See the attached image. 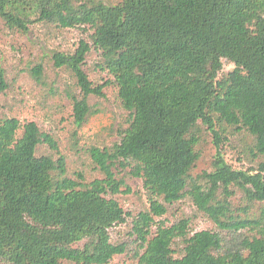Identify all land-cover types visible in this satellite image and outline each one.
I'll list each match as a JSON object with an SVG mask.
<instances>
[{"label":"trees","instance_id":"trees-1","mask_svg":"<svg viewBox=\"0 0 264 264\" xmlns=\"http://www.w3.org/2000/svg\"><path fill=\"white\" fill-rule=\"evenodd\" d=\"M0 19L21 32L35 22L88 28L92 46L81 41L74 54L53 56L80 90L72 96L74 122L82 128L97 114L89 99L104 98L111 85L128 114L119 143L90 149L103 178L89 183L68 177L56 139L35 122L0 120V263L109 264L124 255L127 245L113 244L110 231L128 217L115 197L126 186L118 170L130 168L151 209L133 227L140 264H264V217L242 218L230 201L236 187L244 211L258 205L264 216V0H0ZM92 47L113 81H90L84 66ZM224 60L235 69L221 77ZM43 73L42 65L33 69L38 81ZM8 88L0 69V94ZM202 126L215 139L226 128L248 132L258 168L234 170L217 144L213 171L195 178ZM42 145L57 158L37 156ZM186 198L220 232L191 235L187 220L157 222L167 204Z\"/></svg>","mask_w":264,"mask_h":264},{"label":"rangeland","instance_id":"rangeland-1","mask_svg":"<svg viewBox=\"0 0 264 264\" xmlns=\"http://www.w3.org/2000/svg\"><path fill=\"white\" fill-rule=\"evenodd\" d=\"M103 1L110 5L120 2ZM28 28V32L10 30L0 19V69L4 70L9 86L7 91L0 94V120L17 118L22 124L35 122L44 133L56 139L60 153L67 158L68 177L76 179L81 174L87 183L102 179L103 174L93 163L90 149L113 147L121 141V131L128 126V114L118 97V88L115 85L107 87L104 90V98L92 96L89 104L98 113L82 128H77L72 100L73 95H80L77 81L70 71L55 67L53 62L56 53L74 54L81 41L92 46V32L88 28L66 29L42 22H35ZM223 63L221 77L235 69L230 61L224 60ZM101 64L99 52L92 47L84 70L95 86L114 80L102 70ZM38 65H42L44 69L40 81L33 76V69ZM201 128L200 144L197 147L200 159L193 170L195 178L213 171L212 165L219 153L217 144L220 145V153L234 170L248 171L258 168L262 159L253 155L255 141L248 132L238 133L234 129L226 128L220 132V139H215L211 131L203 126ZM42 155L57 158L56 153L47 145L38 148L37 156ZM117 175L125 181L126 186L121 188V193L115 198L128 217L126 223L115 226L110 234L113 244L127 245V252L116 256L109 264H140L139 257L143 252L133 227L140 213L151 210L150 203L143 181L131 175L130 168L118 170ZM232 191L235 195L230 201L235 214L242 218L262 220L264 216L258 205L249 206L246 213L244 209L247 202L244 193L236 187H233ZM166 208L167 214L156 218L157 222L172 226L187 220L190 223L191 235L201 231L220 232L190 198L173 205L167 204ZM242 235L253 236L257 235V232L243 231ZM223 236L229 239L226 233H223ZM183 248L182 241L177 240L174 245L176 257L183 255Z\"/></svg>","mask_w":264,"mask_h":264}]
</instances>
